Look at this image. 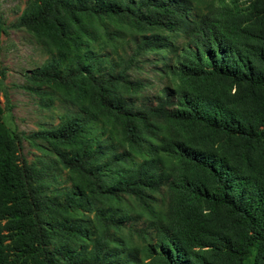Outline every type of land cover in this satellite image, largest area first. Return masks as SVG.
Returning <instances> with one entry per match:
<instances>
[{
  "label": "trees",
  "instance_id": "trees-1",
  "mask_svg": "<svg viewBox=\"0 0 264 264\" xmlns=\"http://www.w3.org/2000/svg\"><path fill=\"white\" fill-rule=\"evenodd\" d=\"M9 26L47 55L25 88L65 107L24 134L1 90L0 264H264V0H26Z\"/></svg>",
  "mask_w": 264,
  "mask_h": 264
},
{
  "label": "rangeland",
  "instance_id": "rangeland-1",
  "mask_svg": "<svg viewBox=\"0 0 264 264\" xmlns=\"http://www.w3.org/2000/svg\"><path fill=\"white\" fill-rule=\"evenodd\" d=\"M236 3L240 12L245 13L246 0H236ZM25 5L26 0H0V70L4 72V78L0 80V104L4 105L1 93L4 88L10 102L9 109L3 113L4 123L10 129L30 134L41 127L56 124L65 106L56 100L51 108H40L37 98L25 88L24 73L39 66L47 57L29 31L9 26L21 15ZM127 37L123 32L118 44L123 45ZM182 41V38L178 39V43ZM153 60L151 55L144 56L139 66L130 72L131 78L145 84L141 94L150 102L155 101L160 89L167 84L165 75L160 72V63ZM45 150L48 147L39 139H35L34 144L22 139V152L28 160ZM134 224L141 227L144 222L139 220Z\"/></svg>",
  "mask_w": 264,
  "mask_h": 264
}]
</instances>
